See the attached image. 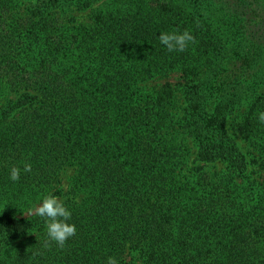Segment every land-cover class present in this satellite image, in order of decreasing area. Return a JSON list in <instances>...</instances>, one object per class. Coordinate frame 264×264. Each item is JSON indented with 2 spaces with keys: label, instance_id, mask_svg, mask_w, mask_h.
<instances>
[{
  "label": "trees",
  "instance_id": "16d2710c",
  "mask_svg": "<svg viewBox=\"0 0 264 264\" xmlns=\"http://www.w3.org/2000/svg\"><path fill=\"white\" fill-rule=\"evenodd\" d=\"M22 1L0 0V264H264V0H111L84 22L102 0ZM177 30L196 43L169 52ZM179 131L222 169L183 173ZM69 167L77 232L46 247L26 214Z\"/></svg>",
  "mask_w": 264,
  "mask_h": 264
},
{
  "label": "clouds",
  "instance_id": "9594fccd",
  "mask_svg": "<svg viewBox=\"0 0 264 264\" xmlns=\"http://www.w3.org/2000/svg\"><path fill=\"white\" fill-rule=\"evenodd\" d=\"M158 40L169 52H184L190 43H196L195 37L188 30H184L183 32L178 30L162 32L159 34ZM258 120L261 124H264V112L258 114ZM23 171L30 173L32 165L25 163ZM20 174L21 169L14 166L10 170V179L14 182L18 181ZM26 215L46 218V234L48 237L45 243L46 247L54 243L57 247L63 249L67 241L76 235V226L68 222L71 220V211L62 200L54 195H45L42 198V202L29 209ZM106 264H119V261L115 257L109 256Z\"/></svg>",
  "mask_w": 264,
  "mask_h": 264
},
{
  "label": "rangeland",
  "instance_id": "374dc122",
  "mask_svg": "<svg viewBox=\"0 0 264 264\" xmlns=\"http://www.w3.org/2000/svg\"><path fill=\"white\" fill-rule=\"evenodd\" d=\"M109 1H111V0H102L98 3H96L91 9H87L84 11H74L73 14L75 15V17L77 18L78 21H80V22L87 21L92 10L105 6V4L109 3ZM22 3H24V0L21 2V4ZM258 91L263 92L264 86L259 88ZM15 96H16L15 92H11L10 97H15ZM3 98L4 97H2L0 99V101H3ZM177 135H178L179 139L183 140L182 141V143H183V154H185L187 156V160H186V162L182 168L183 173H185L184 170H190L191 172H195L197 170V168L201 167L200 165L205 166L204 169L209 171L210 173L215 172V171L218 172L222 169V166L218 163L204 164L202 162L197 161L196 160V147L193 144L191 138L188 137L182 131H179ZM238 142H239L240 146H242L243 150L247 151L248 147L245 144H243V142L239 139H238ZM250 160H251V158L248 157V161H249L248 172L252 171V173H250V174L256 175L257 173H255L254 171H257V166L254 165ZM72 175H73V171H72V168H70V167L60 171V174H59L60 191H58L56 194H54V196L58 197L62 201L68 197V190L70 187Z\"/></svg>",
  "mask_w": 264,
  "mask_h": 264
}]
</instances>
